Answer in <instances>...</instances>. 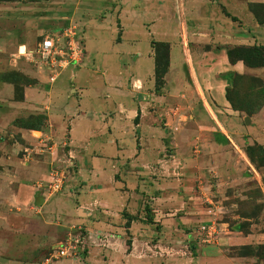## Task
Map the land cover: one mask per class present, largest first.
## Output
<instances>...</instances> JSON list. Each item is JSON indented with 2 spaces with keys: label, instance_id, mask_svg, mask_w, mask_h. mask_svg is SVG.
Wrapping results in <instances>:
<instances>
[{
  "label": "crops",
  "instance_id": "crops-1",
  "mask_svg": "<svg viewBox=\"0 0 264 264\" xmlns=\"http://www.w3.org/2000/svg\"><path fill=\"white\" fill-rule=\"evenodd\" d=\"M51 1L46 12L45 0H0V264H86L53 258L64 239L76 236L80 221L90 235L86 259L103 264L93 241L125 248L126 234L135 244L154 237L153 225L165 232L170 223L180 231L210 219L216 185L239 167L223 153L230 142L222 131L239 143L264 146V103L248 115L228 97L237 74L264 82V66L232 62L228 55L236 46H264V23L248 7L264 0ZM46 32L62 40L81 34L85 47L54 82L31 56ZM153 41L170 44L161 91ZM9 73L29 79L19 96ZM186 114L188 122H177L186 132L181 147L201 141L203 153L163 157L165 126L171 129ZM38 117L44 119L38 127L27 122ZM61 161L78 163V170L70 171L72 181L63 189L45 192L52 165ZM220 243L264 246V230L229 229ZM203 246L200 264H264V257H221L216 244ZM135 250L129 264L143 261ZM107 251L112 260L125 257Z\"/></svg>",
  "mask_w": 264,
  "mask_h": 264
},
{
  "label": "rangeland",
  "instance_id": "rangeland-1",
  "mask_svg": "<svg viewBox=\"0 0 264 264\" xmlns=\"http://www.w3.org/2000/svg\"><path fill=\"white\" fill-rule=\"evenodd\" d=\"M45 2L46 12H48L51 6L53 5V1L45 0ZM252 4L255 5L252 7ZM217 5L220 7L221 11L225 13V8L222 7L219 3H217ZM227 5L229 7L231 3H227ZM248 7L249 10L252 12L255 20H257L258 23L263 24L264 22L260 21L264 20V2H250L248 4ZM258 18L260 21L258 20ZM52 33L54 32H46L44 35H53ZM64 37H66V39L64 40L60 39V36H55V39H60L61 44L65 46V49H68L66 46L68 37L66 35ZM81 37V34L78 35V40L83 45L82 53L84 54L85 47ZM39 38L41 39L42 36ZM241 46L248 47L254 45ZM83 54L81 55V57L83 56ZM74 62L75 60L70 61L69 64L63 65L64 67L60 69L63 70ZM33 63L38 66L36 60ZM40 71L42 72V74L46 73L47 75H49L48 72L45 71L43 68H40ZM5 77L11 78L17 83V96L21 94L22 85L20 84L29 82V79H26L25 76L21 75L20 73H9ZM232 83L233 85L230 91V96L234 100L235 105H238L241 109H244L243 111H245L248 115L256 113L258 111L257 109H259L260 105L264 101L263 80L251 75H243L235 76L233 78ZM163 86L164 84L160 88V91ZM39 117L29 118L27 122L33 127H38V124H42L44 120L43 118L39 119ZM188 121L189 115L186 114L184 117H178V120H176L175 123L169 124L168 126L171 129H168V127L165 126V131L168 137H166L167 139L165 141L166 146L162 147V150L160 151L163 157L175 156L173 157L175 158L174 160H178L179 155L180 157H182L185 154L187 155L189 151V154L193 155L194 158H197L203 153L201 141L200 143L198 141L192 142L191 147L188 150L181 147L180 141L182 143L184 142V134L186 132L185 129L181 128L177 122L183 123ZM249 125L250 123H247L246 127H248ZM187 132L189 131L187 130ZM222 132L224 134L222 138L230 142V146L228 145L226 151H224L223 153L225 154L227 160H233L235 164H239V167L234 169V167L232 166L235 175L230 178L227 177L226 179H223V181L221 180V182H219V186L216 185V188H220V191L218 192V195L216 194L217 197L214 200L216 207L210 212H208V216L210 217V219L208 218L206 221L199 222L195 229L183 227L180 231L177 229L176 226L171 225L170 223V228H168L169 230H165V232L162 229V225H153L152 228L155 231L153 233L154 237L148 238L146 242H140L135 244L133 243L131 236L129 237L126 234L125 248H121L120 244L111 241H93V249L98 250L97 256L94 257H97L96 259L100 263L102 262L103 264H129V262H131L132 260L128 257V255L130 253L133 254V250L135 248L136 253L142 252L141 254L143 256V261H145L146 263H149L148 258H151L152 264H200L199 255H201V246L204 247V244L213 243L220 248L221 251H219V255L221 257L225 255H248L254 257L258 256L260 257L259 259L264 257V246L262 245L228 247L222 245V243L218 244L222 236L227 234L229 229L233 231H241L242 233L246 234L249 233L251 230H264V146L258 143H252L250 145H247V143L243 142L242 140L241 143H239L238 140H236V138L234 137V134L232 135V133L228 132V135H226V131L223 130ZM34 135L38 137L40 136V133L36 132ZM241 135L245 136L244 133H241ZM196 137L197 136H195V138L193 139L198 138ZM222 138L219 137L220 140ZM205 148H207V146ZM50 151L56 152L57 149H55L54 147V149H51ZM178 152L180 154H178ZM31 155L32 154L30 153V156ZM64 163L65 161H61L60 163H58L60 166L57 167H53L52 165L50 171L51 179H49V181L43 186L45 192L56 190L54 189V187L55 183L57 182V179H60V186L58 187V190L54 192L60 191L72 181V179L69 178L71 174L70 171H73V169L78 170V163H71L70 161L66 164ZM247 168L251 171L249 172ZM65 169H67V171H65ZM237 169L238 172L235 171ZM213 178L214 177H212V179ZM78 188L80 187L78 185H75V190ZM206 204L205 206H213V203L209 201H207ZM98 208L102 209V207L100 206ZM152 210L153 209L150 208L148 213L151 217L154 214V211ZM84 215V212L79 213V219L84 220ZM146 215L147 213L144 211L143 216ZM80 222L83 223H79L76 226V236L71 238V240H73V244L77 246L78 256H72L71 259L80 260L85 262L86 264H92L89 263V261L86 259L89 255L87 238L89 239L90 235L84 224L85 222ZM103 235L101 234V232H98L96 236L101 238ZM66 240H68V238L64 239L63 242H66ZM57 248H55V250L53 251L54 253ZM109 248L115 253H118V256L124 254L125 257L120 256L119 259L116 258L112 260L110 254L107 251V249ZM100 249L102 250L99 252ZM131 257L133 258L134 255H132ZM102 259H104L105 262ZM143 261L140 262V264H142Z\"/></svg>",
  "mask_w": 264,
  "mask_h": 264
},
{
  "label": "built area",
  "instance_id": "built-area-1",
  "mask_svg": "<svg viewBox=\"0 0 264 264\" xmlns=\"http://www.w3.org/2000/svg\"><path fill=\"white\" fill-rule=\"evenodd\" d=\"M55 36L57 35H43L35 51L31 53L33 62L36 60L38 66L48 72L51 82L56 80L60 73V68L64 67L63 65L69 64L70 61H78L83 54V45L72 32L67 35L68 43L66 46L68 49H65L60 39L56 40ZM59 186L60 179H57L54 189L58 190ZM77 252V246L73 244L71 238H68L66 242H63L58 247L53 258L57 260L71 259L72 256H78ZM48 261L49 259H46L40 264H49Z\"/></svg>",
  "mask_w": 264,
  "mask_h": 264
},
{
  "label": "trees",
  "instance_id": "trees-1",
  "mask_svg": "<svg viewBox=\"0 0 264 264\" xmlns=\"http://www.w3.org/2000/svg\"><path fill=\"white\" fill-rule=\"evenodd\" d=\"M254 5L255 4H252V7ZM227 14L231 16L233 20H237L235 16H232L230 13H227ZM260 22H264V20H261ZM153 47L156 53L155 54V59H156L155 77H156L157 91H160V88L164 84L165 74L167 73L168 68H169L170 44L167 42L153 41ZM228 55L232 62L242 60L250 67L264 66V46H261V45L260 46L254 45V46H248V47L236 46L229 50ZM236 76H243V75L237 74ZM231 89H232V86L229 87L228 89V97L233 107H235L236 109L244 110V109H241L240 106L235 105L234 100L230 96ZM263 103L261 105H263Z\"/></svg>",
  "mask_w": 264,
  "mask_h": 264
},
{
  "label": "water",
  "instance_id": "water-1",
  "mask_svg": "<svg viewBox=\"0 0 264 264\" xmlns=\"http://www.w3.org/2000/svg\"><path fill=\"white\" fill-rule=\"evenodd\" d=\"M249 121H250L249 118H246V123H249Z\"/></svg>",
  "mask_w": 264,
  "mask_h": 264
}]
</instances>
